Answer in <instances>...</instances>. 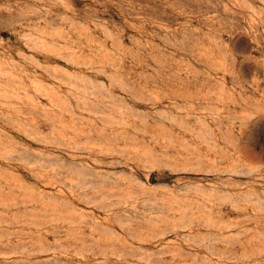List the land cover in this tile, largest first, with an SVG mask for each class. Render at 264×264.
<instances>
[{
	"label": "rangeland",
	"instance_id": "rangeland-1",
	"mask_svg": "<svg viewBox=\"0 0 264 264\" xmlns=\"http://www.w3.org/2000/svg\"><path fill=\"white\" fill-rule=\"evenodd\" d=\"M0 264H264V0H0Z\"/></svg>",
	"mask_w": 264,
	"mask_h": 264
}]
</instances>
